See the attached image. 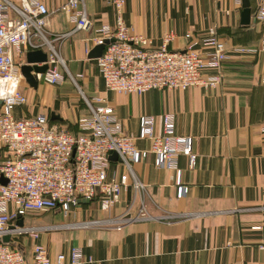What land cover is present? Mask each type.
Wrapping results in <instances>:
<instances>
[{"label": "crops", "instance_id": "obj_1", "mask_svg": "<svg viewBox=\"0 0 264 264\" xmlns=\"http://www.w3.org/2000/svg\"><path fill=\"white\" fill-rule=\"evenodd\" d=\"M43 1L54 12L49 31H70L66 16L59 11L66 0ZM249 3L253 14L258 0ZM87 10L94 28L74 33L56 48L70 74L82 76L81 91L111 105L125 134L134 140L142 157L133 168L147 188V209L156 219L122 231L50 232L42 234L37 243L52 255L80 247L98 264H264V52L231 54L216 89L151 91L144 96L111 93L104 86L97 61L89 59L86 45L90 52L96 47L95 31L115 24V10L106 0L88 2ZM242 12L243 7H236L233 0H127L124 20L135 34L151 39L156 49L173 34L169 50L184 51L190 41L207 38L210 29L216 30L229 51L257 48L264 39V23H253L251 17L245 26ZM21 63L27 64L26 57ZM37 80L38 86L33 88L24 79L22 91L28 104L16 108L14 117L46 115L75 132L78 120L88 113L80 94L66 89L65 83L55 86ZM54 113L60 120H52ZM166 113L175 115L176 135L192 140L197 157L192 170L188 156L179 159L185 196L179 192L178 173L158 170L149 142L140 138L144 116H154L156 132L162 134ZM134 196L132 188L123 192L113 214H121ZM184 214L193 217L160 220L165 215ZM102 217L94 202L84 204L75 220ZM72 221L63 217L52 224Z\"/></svg>", "mask_w": 264, "mask_h": 264}, {"label": "built area", "instance_id": "obj_2", "mask_svg": "<svg viewBox=\"0 0 264 264\" xmlns=\"http://www.w3.org/2000/svg\"><path fill=\"white\" fill-rule=\"evenodd\" d=\"M90 1L93 0H66L59 11L66 16L71 30L55 34L48 29L54 12L43 0H0V264H98L80 247L52 255L37 241L50 232L122 231L156 219L147 209V188L133 168L141 161V152L125 134L115 109L103 99L86 101L88 113L78 120L76 133L52 123L46 115L32 118L13 115L16 108L28 104L22 91L21 62L29 52L43 51L48 56V70L38 75L39 80L55 86L64 83L61 66L66 65L56 44L76 32L94 28L87 10ZM243 1L233 3L241 7ZM106 2L114 8L116 22L97 29L93 43L105 46L96 61L104 86L111 93L144 96L151 91L216 89L222 83L223 68L231 54L264 52V39L257 48L229 51L215 29H210L203 41H190L184 51L169 50L173 34L156 49L151 39L135 34L126 24L127 0ZM252 21L264 23V0H258ZM86 51L90 53L88 44ZM71 78L78 87L75 78ZM261 82L264 84V77ZM156 122L154 116H144L140 138L149 142L158 170L178 173L179 192L185 196L179 159L188 156L190 169L195 168L197 157L193 154L192 140L176 135L174 114H164L162 134H157ZM261 132L264 136V126ZM112 153L118 155L117 161L110 159ZM130 188L135 195L132 202L121 214L114 215L123 192ZM82 201L97 203L103 217L76 221L84 208ZM46 213H61L74 221L50 225L27 223L30 216ZM190 217L193 216L165 215L160 220L173 222ZM19 218L24 220L23 227L17 226ZM6 236L10 237L8 243L3 241ZM29 243L31 247H27Z\"/></svg>", "mask_w": 264, "mask_h": 264}, {"label": "water", "instance_id": "obj_3", "mask_svg": "<svg viewBox=\"0 0 264 264\" xmlns=\"http://www.w3.org/2000/svg\"><path fill=\"white\" fill-rule=\"evenodd\" d=\"M243 12H242V22L243 25L248 26L251 23V17H252V11L250 8L249 0L243 1ZM105 50V46H96L90 53H89V59L97 60L99 59ZM27 64L25 66H22L21 72L26 80V82L33 88H36L38 86V75H44L48 70V56L43 51H35V52H29L26 55ZM52 120H60L59 116H56L55 113L52 114ZM110 159L112 161L118 160V155L116 153H112L110 156ZM4 184H6V181H3ZM90 202L82 201V204H89ZM18 227L24 226V220L22 218H19V221L17 222ZM10 240L9 236H6L4 238V242L8 243Z\"/></svg>", "mask_w": 264, "mask_h": 264}, {"label": "rangeland", "instance_id": "obj_4", "mask_svg": "<svg viewBox=\"0 0 264 264\" xmlns=\"http://www.w3.org/2000/svg\"><path fill=\"white\" fill-rule=\"evenodd\" d=\"M61 69H62V73L65 77V85H67V88L66 89H69L71 91H74L76 93H79L80 94V101H81V105L86 109L87 106H86V101H89V102H92V97H89L86 93L84 94L81 90V85H80V79H77L76 76L70 74L69 70L66 68V66H61ZM73 76L75 78V81L78 85V87L76 86V84H74L71 76ZM80 89V90H79ZM160 92H163V91H160ZM167 92V91H166ZM56 213H46V214H41L39 216H30L27 220V223L30 224V225H49L50 223L52 224L55 219L53 218V216H55ZM57 214H60L57 216V220L59 219H62L61 217H63V215L61 213H57ZM62 232V231H61ZM26 242V241H25ZM28 246H32V244H28Z\"/></svg>", "mask_w": 264, "mask_h": 264}, {"label": "trees", "instance_id": "obj_5", "mask_svg": "<svg viewBox=\"0 0 264 264\" xmlns=\"http://www.w3.org/2000/svg\"><path fill=\"white\" fill-rule=\"evenodd\" d=\"M254 11H255V10H253V13H254ZM51 122H52V121H51ZM52 123H55V122H52ZM76 132H77V130H76L74 133H76ZM51 214H53V213H51ZM58 215H60V214H57V213H56L55 216H53L54 219L56 218L54 222L61 221V219H60V220H59V219L57 220V216H58ZM63 217H64V216H63ZM63 217H61V218H63ZM67 220H68V219H67Z\"/></svg>", "mask_w": 264, "mask_h": 264}]
</instances>
